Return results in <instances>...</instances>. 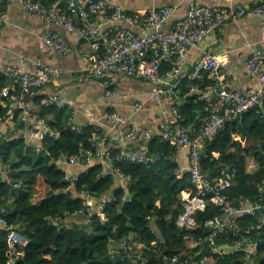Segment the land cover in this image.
Masks as SVG:
<instances>
[{
    "label": "built area",
    "instance_id": "obj_1",
    "mask_svg": "<svg viewBox=\"0 0 264 264\" xmlns=\"http://www.w3.org/2000/svg\"><path fill=\"white\" fill-rule=\"evenodd\" d=\"M26 11L40 17L43 21L55 24L81 40L89 42L94 50L102 48V56L96 60L87 72L91 78L99 79L108 73H122L126 76L143 79L154 84L151 96L159 101L170 98V119L163 122L158 135L163 141H170L176 151L188 147V174L196 194L190 197L183 194L184 212L178 215L176 223L188 229L195 224L193 214L203 211L207 201H211L220 211L208 222L211 234L207 238L192 239L191 247H198L195 257L203 252L202 245L208 247V255L202 256L200 264H215L214 255L224 250H241L244 252V263H252L258 253L243 232L237 218L243 215L257 217L262 222L264 201H250L245 198L232 199L228 192L236 178V169L230 167L220 178L212 179L203 172L201 159L203 146L207 140L214 138L229 121L238 119L245 113L254 112L264 116V50L256 48L245 60L247 72L257 78V85L246 90L231 88L233 76L223 68L221 60L208 51L201 52L191 70L182 76L186 56L189 49L199 44L209 33L231 20H238L253 14L264 17V0L253 5L229 2L226 5L205 6L198 0H189L184 15L175 20L172 26L163 31L162 28L172 16L175 7L165 5L143 11H128L108 0H22ZM2 17L0 16V26ZM137 28V29H136ZM49 54H67L71 47L63 34L56 30H48L43 37ZM167 63V69H163ZM7 84L0 89V105L7 108V116L0 123V140L4 136L2 129L11 116L19 114L22 122L29 126L21 133L27 147L35 145L33 139L42 140L46 136L57 137L46 119L29 113L26 103L29 96L40 92L45 86L54 83L63 73L61 68H52L46 64H36L32 70L7 67ZM187 85L188 94H197V99L204 103L197 114L194 130L182 127L172 128V123L183 119L181 111L185 93L182 83ZM15 92L11 95V92ZM117 90L107 91L113 97ZM46 106L64 108L68 100L61 94H49L45 97ZM142 106L137 104V109ZM104 118L120 125L128 122L129 127L116 137L118 147H111L109 129L94 126L86 145L68 157H59L54 162L58 167L83 164L86 169L98 160L121 183L130 186L133 181L124 174L118 163L130 162L148 164L154 158L144 146L131 145L138 137L149 140L154 134L146 127L134 123L129 116L122 117L117 112H105ZM71 123V122H70ZM72 128L75 126L71 123ZM87 125L80 126L83 128ZM43 151V148L39 149ZM0 173L6 174L9 168L4 166L0 156ZM85 169V170H86ZM2 178V177H1ZM77 174L65 175V179L74 182ZM115 201L109 193L99 200L86 196L83 201L87 207L84 215L91 216L97 211L101 217L106 204ZM8 209L0 208V229L7 232L9 257L7 264L22 254L29 239L22 235L14 225L8 224L5 215ZM229 234L233 243L223 247L217 240L220 235ZM138 241L131 234L116 242L109 240L106 254L116 258L118 250L129 256L133 263L142 264L144 253L160 257L165 264H187L191 258H182L179 254L165 251L158 238L132 253Z\"/></svg>",
    "mask_w": 264,
    "mask_h": 264
},
{
    "label": "trees",
    "instance_id": "obj_2",
    "mask_svg": "<svg viewBox=\"0 0 264 264\" xmlns=\"http://www.w3.org/2000/svg\"><path fill=\"white\" fill-rule=\"evenodd\" d=\"M99 50L103 53L102 48ZM163 69H167V63ZM7 80L8 76L0 73V89ZM33 102L37 109L34 115L46 119L58 136H46L27 147L18 135V128L7 135L6 130L0 140L2 163L9 168L5 179L0 177V208L8 209L7 223L29 239L28 245L19 250L22 255L12 264H139L133 263L122 250H118L116 258L109 256L96 261L106 254L111 238L119 242L131 234L138 241L132 253L158 238L167 253L191 258L187 264L201 263L202 256L208 255V247L202 245L203 252L195 257L198 247H191V238H207L212 232L208 222L220 211L208 200L203 211L192 215L194 226L185 229L177 225L178 215L184 212L183 194L192 197L196 188L189 174L179 171L176 149L170 141L153 135L144 142L143 146L154 158L148 164L118 163L133 181L128 187L120 186L100 164L80 172L70 182L54 161L71 156L86 145L93 126L73 129L68 106H46L45 96L35 97ZM203 106L197 94H193L181 110L190 115L193 109ZM7 111L0 105V122ZM202 151L203 172L212 179L221 177L230 167L236 169L234 184L228 192L232 199L264 201V116L251 111L227 122L214 138L205 142ZM248 157L257 163L255 170L247 165ZM109 193L115 201L106 204L103 217L97 211L91 216L84 215L86 196L99 200ZM237 222L248 231L243 233L252 241L258 257L252 263H244L243 251L226 249L213 256L215 264H264V214L262 222L249 215L238 217ZM233 240L229 234H223L217 242L233 243ZM7 252V232L0 229V264H7ZM143 259L142 264H165L151 253H144Z\"/></svg>",
    "mask_w": 264,
    "mask_h": 264
},
{
    "label": "crops",
    "instance_id": "obj_3",
    "mask_svg": "<svg viewBox=\"0 0 264 264\" xmlns=\"http://www.w3.org/2000/svg\"><path fill=\"white\" fill-rule=\"evenodd\" d=\"M108 1L114 2L128 11H143L165 5L174 6V13L162 28L163 31H166L175 20L184 15L189 0ZM198 1L205 6L212 7L226 5L229 2L253 5L262 0ZM0 16L2 17V25L0 26L1 74L8 76L6 69L8 66L29 71L39 63L63 70L61 76L54 83L29 96L26 103V110L29 113L34 114L37 111L33 98L46 97L49 94H61L68 100L69 121L78 127L90 125L109 129L111 132L110 145L114 149L118 147L116 137L120 132L126 131L129 123L114 124L104 118L105 112H117L122 117L129 116L134 123L148 128L154 135H158L162 123L170 119L171 100L170 98L154 100L151 96L154 89L152 82L126 76L122 73H108L99 79L91 78L87 69L102 56L101 51L94 50L89 42L79 39L65 29L55 24L46 23L40 17L26 11L22 0H0ZM48 30H56L63 34L71 47V51L67 54H49L43 40L44 34ZM256 48L264 50V17L248 14L238 20L228 21L206 35L199 44L189 49L182 76L185 77L191 70L201 52L208 51L217 56L221 60L223 68L233 76L231 88L240 90L253 88L257 85L258 80L247 72L245 60ZM189 83L190 81L184 80L182 89H187ZM112 90H117L116 94L113 97H108L107 91ZM184 93L185 95L181 99L182 104L187 102L188 96L193 95ZM137 104L142 107L136 110ZM201 109H193L190 115L183 112V119L172 123V128L182 127L190 131L194 130L197 114ZM28 126L22 122L20 115L17 114L11 116L2 129L4 134L7 130V135L19 128L18 133L20 134L18 135L21 136V133ZM33 141L39 142L36 139ZM145 141V138L138 137L131 145L143 146ZM175 160L180 167L179 171L188 173V147L176 151ZM247 162L250 168L256 169L257 163L253 158L248 157ZM95 164H100L106 172H109L98 160L93 161L91 166ZM85 169L83 164L62 167L65 175H76ZM0 177L3 178L4 174L0 173ZM118 183L122 186L120 182ZM221 245L225 247L227 244L221 243Z\"/></svg>",
    "mask_w": 264,
    "mask_h": 264
},
{
    "label": "water",
    "instance_id": "obj_4",
    "mask_svg": "<svg viewBox=\"0 0 264 264\" xmlns=\"http://www.w3.org/2000/svg\"><path fill=\"white\" fill-rule=\"evenodd\" d=\"M66 192V191H65ZM131 226V225H130ZM108 258V255L105 254L104 256H102L100 259H97L96 261H99V260H105ZM81 264H88V262H82Z\"/></svg>",
    "mask_w": 264,
    "mask_h": 264
}]
</instances>
